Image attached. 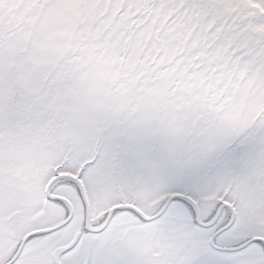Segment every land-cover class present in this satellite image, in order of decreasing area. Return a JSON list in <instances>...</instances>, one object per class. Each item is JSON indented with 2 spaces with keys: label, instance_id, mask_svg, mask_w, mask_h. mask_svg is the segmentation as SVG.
Instances as JSON below:
<instances>
[{
  "label": "snow or ice",
  "instance_id": "1",
  "mask_svg": "<svg viewBox=\"0 0 264 264\" xmlns=\"http://www.w3.org/2000/svg\"><path fill=\"white\" fill-rule=\"evenodd\" d=\"M0 264H264V0H0Z\"/></svg>",
  "mask_w": 264,
  "mask_h": 264
}]
</instances>
